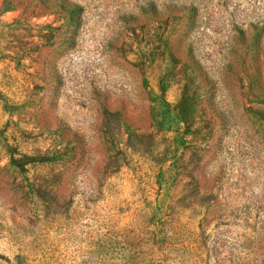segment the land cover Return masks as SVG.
Here are the masks:
<instances>
[{"label":"rangeland","instance_id":"1","mask_svg":"<svg viewBox=\"0 0 264 264\" xmlns=\"http://www.w3.org/2000/svg\"><path fill=\"white\" fill-rule=\"evenodd\" d=\"M0 264H264V0H0Z\"/></svg>","mask_w":264,"mask_h":264}]
</instances>
